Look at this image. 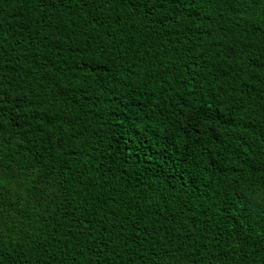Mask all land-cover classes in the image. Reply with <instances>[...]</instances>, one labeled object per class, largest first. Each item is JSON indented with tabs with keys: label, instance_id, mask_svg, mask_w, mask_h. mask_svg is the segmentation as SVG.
Listing matches in <instances>:
<instances>
[{
	"label": "trees",
	"instance_id": "16d2710c",
	"mask_svg": "<svg viewBox=\"0 0 264 264\" xmlns=\"http://www.w3.org/2000/svg\"><path fill=\"white\" fill-rule=\"evenodd\" d=\"M0 264H264V0H0Z\"/></svg>",
	"mask_w": 264,
	"mask_h": 264
}]
</instances>
